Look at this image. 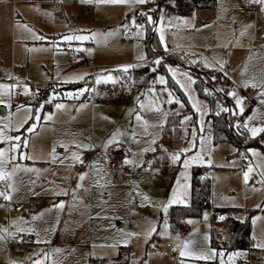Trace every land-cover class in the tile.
Wrapping results in <instances>:
<instances>
[{
	"label": "rangeland",
	"instance_id": "rangeland-1",
	"mask_svg": "<svg viewBox=\"0 0 264 264\" xmlns=\"http://www.w3.org/2000/svg\"><path fill=\"white\" fill-rule=\"evenodd\" d=\"M137 10L140 18L135 15ZM147 15L153 17V24H147ZM133 17L137 25H145L140 35L132 25ZM125 24L129 25L127 29L122 27ZM150 26L155 30L162 27L164 35L161 43L160 33L156 31L158 45L153 46L155 56L151 62L159 58L158 49L166 51L165 44L167 50L179 45L208 55L211 52V57L214 54L222 57L241 87L245 82L250 85L264 79V37H261L264 4L253 0H218L215 17L206 23H200L196 12L179 13L175 0H146L144 4H112L103 0H0V85H16L8 90L0 89L5 93L0 98L11 105L10 108L0 105V117L6 118L0 119V128L8 125L7 135H21L22 140L26 139L27 146L22 145L20 152L31 157L20 159L17 154V160L6 166L13 173L11 179L0 181V192L10 193L12 197L6 201L0 196V229L7 228L8 232L3 231L5 234L25 233L32 238L28 244L11 246V262L15 255L23 264L36 261L114 264L128 260L132 264H221V260L224 264H250L252 259L264 264V247H257L264 245V184L259 182L264 179L261 175L264 173L261 147H264V133L253 138L245 130L249 139L242 143L241 149L236 142H215L208 120L210 105L196 89L198 74L184 67L176 68L170 61L160 59L159 65L150 63L151 70H156L148 76L146 84L128 79L126 75L134 67L124 72L119 70L122 66L140 61L138 57L142 55L150 58ZM79 35L89 38L62 39ZM37 36L44 39H36ZM190 55L192 65L198 59L206 61L194 52ZM77 56L84 61L76 62ZM169 67L177 70L175 79ZM108 75L113 80L97 82V76ZM13 76L15 83L10 82ZM79 76L83 78L77 79ZM159 76L165 78V84L160 83ZM176 80L184 85L183 89ZM75 83L84 85L59 89L60 85ZM24 85H28V94ZM174 87L182 94L175 92ZM218 87L224 89L226 85L220 82ZM82 88L87 89L82 94L67 95L78 93ZM247 88L252 97L247 101L244 119L255 110V120L250 126H264V104L259 103L262 99L258 96L259 89ZM169 92L174 101L179 100L184 106L167 103ZM140 103L144 108L139 107ZM193 103L199 112L192 107ZM56 104L65 107L57 109ZM137 113L142 117L140 121L135 119ZM177 113L182 115V133L176 148H188L193 140L195 146L175 164L170 161L165 168L153 166L149 162L154 151L143 149L154 147L156 150L163 140L164 122ZM48 114L52 115L51 120L44 119ZM36 115L40 117L38 121L34 119ZM184 116L191 119L184 121ZM33 123L36 127L28 132ZM17 127L19 132L14 130ZM132 133L136 134L135 138ZM113 134L119 143L127 146L122 154L133 161L119 172L108 165L105 155L110 146L118 144L104 147ZM248 149H255L259 155L254 156ZM73 152L83 163L73 158ZM197 152L204 163H194L184 169L185 155L190 157ZM242 159L246 169L249 164L253 167L249 174L251 182L247 184L240 169ZM194 166L214 168L210 177L211 203L223 211L216 222L201 225L210 218V211L206 209L201 217L187 220L186 225L190 226L187 230L186 225L176 227L169 220L168 212L172 206L192 203ZM181 172L185 175L180 177L177 186ZM81 173L86 174L83 181L79 179ZM78 184L81 186L77 187ZM253 184L257 185L255 189ZM173 188H177V200L168 204ZM145 195L148 200L143 199ZM61 201L63 208L54 207ZM164 205H168L166 212ZM229 209L235 212L228 214ZM221 216L224 219H219ZM229 217L251 222L256 253L248 249H226L213 243L215 229L218 230L215 238L221 244L228 239ZM152 226L156 231L149 236L148 229ZM132 232L138 235H127ZM37 239L43 242L37 243ZM211 249L217 252L214 259L196 258ZM181 251L190 255L181 256ZM221 251L223 257L219 255ZM230 253L238 255L230 258Z\"/></svg>",
	"mask_w": 264,
	"mask_h": 264
},
{
	"label": "trees",
	"instance_id": "trees-1",
	"mask_svg": "<svg viewBox=\"0 0 264 264\" xmlns=\"http://www.w3.org/2000/svg\"><path fill=\"white\" fill-rule=\"evenodd\" d=\"M218 0H175L176 9L179 13L185 14L189 12H196L200 17V23H206L215 17V11ZM157 47L158 40L156 36V30L153 26L148 27V49L150 50V57L155 56L153 46ZM158 49L157 53H160ZM167 59L174 62H178L180 66L189 68L193 67L189 59L188 51L180 50L173 51L167 55ZM153 62V61H152ZM151 62V63H152ZM195 68V67H193ZM163 70V67H160ZM130 75L133 81L137 84L143 85L147 83L148 76L151 74V65H140L132 68ZM199 79L196 81V89L198 94L208 101L210 105V113L208 120L211 122L213 129V140L215 142L220 140H227L230 142H236L240 149L242 143L247 138L245 130L243 128L237 130L234 125L237 120L243 121V115H233L231 112L222 111V108L232 109V99L226 93L229 92V85H227L222 78V74L217 72L213 67L206 68L205 70H198ZM215 77V79H213ZM224 83L226 87L223 91H220L218 84ZM84 83H75L59 87V89L76 88L81 87ZM204 89H208L209 93H205ZM175 92L182 94V92L174 87ZM184 96V95H183ZM185 98V96H184ZM219 113V115H217ZM182 115L171 114L163 127V140L156 146V150L153 155L150 156L151 165L165 168L169 162L170 154L178 151L176 148L177 142L180 141L182 133ZM264 150V147L261 146ZM166 150V151H165ZM200 166H194L192 171V203L190 205H175L172 206L168 212L169 220L175 224V226H185L188 219L201 217L206 209L212 206V183L210 177L205 176V171ZM204 177H203V176ZM218 212H222L223 209H217ZM214 239L213 243L217 246H224L226 249H248L251 252L256 250L254 246V240L252 238V225L249 220L242 221L237 218L229 217L227 225L228 239L221 242L215 238L218 235V230L213 231ZM123 252V251H122ZM121 252V255H122ZM102 264V262H101ZM114 264H132L130 260L126 262H115ZM250 264H257L255 260H251Z\"/></svg>",
	"mask_w": 264,
	"mask_h": 264
},
{
	"label": "snow or ice",
	"instance_id": "snow-or-ice-1",
	"mask_svg": "<svg viewBox=\"0 0 264 264\" xmlns=\"http://www.w3.org/2000/svg\"><path fill=\"white\" fill-rule=\"evenodd\" d=\"M82 2H88V0H82ZM103 2L112 3V4H121V3L144 4V3H146V0H103ZM253 2H259V3L264 4V0H253ZM142 15H145V14L142 13ZM159 20H160V23L162 24L163 21H164V16L162 14L159 17ZM146 22H147V24H153L154 23L153 17L151 15H147L146 16ZM184 23L187 24L188 21L185 20ZM132 25L135 26L138 29V33H137L138 35H140L142 30L145 28L144 24H138V25L136 24L135 17L132 18ZM122 27L127 29L129 27V25L125 24ZM156 31L160 33L161 43H164V35H163L162 27H157ZM92 35L95 36V33H93ZM88 38L89 37L86 36V35L64 36V37H62V39L65 40V41H72L73 39L78 40V41H84V40H87ZM36 39H44V38L40 37V36H37ZM165 50H167V45L166 44H165ZM145 58L146 57L143 56V55L138 57V59H141V60H143ZM153 63L156 64V65H159L160 64V58H158L155 61H153ZM206 66H210V65H206ZM132 67H133V65H125V66H122V68L119 69V70L127 72ZM222 69H223V62H221V70ZM155 70H156L155 68L152 69V71H155ZM104 71H111V70H104ZM169 71L172 73V76L175 79L177 70L174 69V68L169 67ZM185 75H187V74H185ZM224 75L227 76V72H225ZM82 78H83V76L77 77V79H82ZM100 79L113 80V77L111 75H108L106 77L97 76V82H99ZM157 79L162 84L166 83L165 78L163 76H159V77H157ZM213 79H215V77H213ZM189 80L191 81V77H189ZM191 82L194 83L195 81H191ZM176 83L179 84L182 89L184 88V85L180 84L179 80H176ZM249 86H251L254 89H259L258 96L262 97V99L259 100V103L260 104H264V79H262L259 83L253 82L250 85L247 82L244 83V87L247 88ZM14 87H16V85H0V89H4V90H8V89H11V88H14ZM23 87H24V90H25V94H28V92H29L28 85H24ZM86 90L87 89H83L82 88V89L79 90L78 93H67V95L70 96V97H74L76 95L82 94ZM204 91H205V93L210 94L208 89H204ZM220 91H223V89H221ZM4 94H5L4 92H0V96H3ZM226 94L228 96H230V97H233L235 99V110L234 109H229V108H222V111L231 112L233 115H243L245 109H244V105H243L242 101H243L244 98L243 97H239L235 91H229ZM168 97L169 98L167 100V103L171 104V103L175 102V103L179 104L180 107L184 106L181 103V101H179V100H175L174 101V98L172 97V94L170 92L168 93ZM0 105H4L5 107H8V108L11 107V105L7 101L2 99V98H0ZM55 107L57 109H62L65 106L63 104H56ZM81 107H84V105H81ZM139 107L141 109L144 108V104L140 103ZM192 107L194 109H196L197 112L200 111V109L197 107V105L195 103L192 104ZM17 110L18 111L20 110V106H17ZM157 111H159V108H157ZM10 115H11V113H10ZM177 115H179V113H177ZM217 115H219V113H217ZM0 119H6V118L0 117ZM34 119L36 121H38L40 119L39 115H36L34 117ZM44 119L45 120H51L52 119V115L51 114L45 115ZM135 119L137 121H140L142 119V117L140 116L139 113H137L136 116H135ZM190 119H191L190 116H184L183 117L184 121H187V120H190ZM254 120H255V110H254L253 115L247 116L244 119L243 122L237 120V122L234 125V127H236L237 130L243 128L248 133H250L251 137L254 138V137L258 136L259 134L264 133V126H262V125H252V126H250V122L254 121ZM25 123H26V121H25ZM145 123H147V122H145ZM21 127H22V125H21ZM35 127H36V125H35V123H33L31 126L28 127L27 131L28 132H32ZM6 128H8V125H5L4 128H0V145H6L4 147H0V181L10 180L11 179L13 173H12V171H8L6 166L8 164H10V163H12V162L17 160V158H18L17 154H19V158L20 159H31V157H29V156L25 155L24 153L20 152V149H21L22 145L23 146H27V140L26 139L22 140V136L21 135H15V136L7 135L6 132H5ZM14 130L16 132H19L20 128L17 127ZM115 135L116 134H113V137L110 138L107 141V143L104 145L105 148H107L109 145H111L113 143H119V141H117L115 139ZM132 135H133V138H135L136 134L132 133ZM192 136L195 139V137H196V131L195 130H193ZM151 144H153V145L155 144V140L154 139L151 141ZM203 144H204V138L201 136L200 137L201 150H203ZM194 146H195V144H194V140H193V142L190 144V147L181 148L178 151L171 153L170 154L171 162L173 164L179 162L181 160V156L186 154L187 152H189L191 147H194ZM76 147H80V145H77ZM83 147L87 148L88 145H83ZM149 150L155 151V148L152 147L150 149L149 148H144L143 149V151H145V152L149 151ZM248 151L251 152L254 156L255 155H259V153H257V151L255 149H248ZM53 153H55V148H53ZM72 156H73L74 159H76L80 163H83V161L76 154V152H73ZM123 163L124 164H132L133 161L129 157L126 156L124 158ZM149 163H151V161ZM182 163H183V168L187 169L191 164L204 163V159L200 155V153L197 152V153H195L194 155H192L190 157L185 155V158L183 159ZM207 163L211 164V160H208ZM135 166H140V165H135ZM16 167H19V165H17ZM26 170L27 171H33V169H26ZM35 171H39V170L36 169ZM252 172H253V167L251 166V164H249L247 169L243 172V180H244V182L246 184L249 181V174L252 173ZM85 175L86 174H84V173L79 174V179L81 181H83L84 178H85ZM184 175H185V173L181 172L180 176L177 177V181H176L177 186L180 185V177H182ZM261 175L264 176V173H262ZM259 182L264 184V179H262ZM80 186L81 185H79V184L77 185V187H80ZM11 187H12V185L9 184V188H11ZM0 196H2L4 198V200H6V201H10L11 198H12L11 194L10 193H6V192H0ZM143 199L144 200H148V197L145 195V196H143ZM176 200H177V188H173V190H172V198L168 201V204H172V203L176 202ZM54 207L63 208L64 207L63 201H61L59 204L54 205ZM167 207H168V205H164V211L165 212L167 211ZM206 218H207V214H205V219ZM219 219L222 220V219H224V217L221 216ZM255 220H256V218H253V223H255ZM189 223H191V221H189ZM167 227H168L167 224H165V228H167ZM3 231L4 232H8V229L5 228V229H3ZM18 231H24V229H18ZM155 231H156L155 227L152 226V227H150L148 229V233L147 234L150 236ZM163 234L164 233H161V235H163ZM9 235H11V233H9ZM127 235L128 236H135V235H138V233L132 232V233H128ZM0 239H3V237H0ZM36 242L40 243V242H43V241L37 239ZM124 243L126 245L127 244V240H125ZM257 247H264V245L258 244ZM185 249H187V245H185ZM180 255L181 256H185V255H190V253H188L187 251H181ZM216 255H217L216 250L215 249H211L209 253H200V254H198L196 256V258L197 259H201V260H211V259H214L216 257ZM219 255L221 257H223L224 256V252L221 251L219 253ZM235 255H238V253H230L229 257L231 258L232 256H235ZM13 264H14V262H13ZM35 264H41V262L40 261H36ZM221 264H224L223 260H221Z\"/></svg>",
	"mask_w": 264,
	"mask_h": 264
},
{
	"label": "built area",
	"instance_id": "built-area-1",
	"mask_svg": "<svg viewBox=\"0 0 264 264\" xmlns=\"http://www.w3.org/2000/svg\"><path fill=\"white\" fill-rule=\"evenodd\" d=\"M137 18L141 17L140 11L137 10L135 13ZM261 37H264V33H261ZM188 51L190 52H194L200 56H202L204 59H207L212 67L219 73L222 74V78L223 81L229 85V90L230 91H240L243 90L245 92V94H247L249 97L252 96L251 90L250 89H246V88H242L241 85L239 84L237 77L234 76L230 71H228L227 69H225L223 67V69L221 70V65H218L217 63H215L214 61H212L208 55H206L204 52L199 51L197 49H188ZM83 57L79 56L77 57V61H83ZM207 67L205 66L204 62L202 60H199L196 63V69L199 71L205 70ZM227 72V76L224 75V73ZM15 76H13L14 79ZM123 147L121 145L115 144L113 146H110L106 151H105V155L107 158V163L108 165L116 170L117 172L122 171L123 169L126 168V165L123 163L125 156L122 154ZM240 169L244 172L246 170L245 168V161L244 159H242L241 161V166ZM214 168L213 167H209L206 171H205V176L206 177H211V174L213 173ZM251 182V179H249L248 183ZM252 187L255 189L257 187L256 184H253ZM210 211V218L202 223H200L201 225L204 224H212L214 222H216L217 216L219 215V212L217 209H215L213 206H211L209 208ZM235 212V210L233 209H229L227 211L228 214H233ZM197 227V226H196ZM195 228V227H194ZM186 229L190 230V226L186 225ZM5 242L7 244V246H11V245H15V244H22L25 243L27 241H29L30 236L25 234V233H20V234H16V235H3ZM167 246L171 247V244L168 243ZM47 252L49 255V250L47 248ZM174 253H176V251H174ZM253 253H256V250L253 251Z\"/></svg>",
	"mask_w": 264,
	"mask_h": 264
},
{
	"label": "crops",
	"instance_id": "crops-1",
	"mask_svg": "<svg viewBox=\"0 0 264 264\" xmlns=\"http://www.w3.org/2000/svg\"><path fill=\"white\" fill-rule=\"evenodd\" d=\"M62 15V14H61ZM215 47V46H214ZM180 50H184V51H188V48H186L185 46H179V45H177V46H174V47H172V48H170V49H168V50H166V51H162V52H160V53H158V55H157V57H159L160 59H161V61L162 62H167V61H170L176 68H183L182 66H180V64L178 63V62H174V61H172V60H170V59H167V55L169 54V53H171V52H173V51H180ZM198 50V49H197ZM200 51V50H199ZM188 54H189V59H190V52L188 51ZM206 54V53H205ZM210 54H211V52H210ZM210 54L208 55V54H206V55H208V57L212 60V61H214L215 63H217L218 65H221V62H223V67L225 68V69H227L228 71H230L231 72V69L229 68V66H228V62H224L223 60H222V57H218L219 55H215L214 54V57H211L210 56ZM198 55V54H197ZM200 56V55H199ZM77 57H79V56H77ZM77 57L75 58V61L76 62H82V61H77ZM154 57V56H153ZM152 57V58H153ZM214 59H217L218 61L216 62ZM151 57L150 58H145V59H143V60H140V61H142V63H140V64H138L140 61H134V62H131L132 63V65H133V67H135V66H138V65H146V64H149V63H151ZM199 60H201V59H198L197 61H195L196 63L199 61ZM206 61H203L204 62V64H205V66L206 65H210V66H206L207 68H212V65H211V63L207 60V59H205ZM84 61V60H83ZM150 61V62H149ZM131 63H129V64H131ZM196 63H194L193 65V67H195V68H191V67H189V68H186L188 71H194L195 73H197L198 74V70L196 69ZM22 66H24L23 64H22ZM185 68V67H184ZM232 73V72H231ZM233 74V73H232ZM199 75V74H198ZM234 75V74H233ZM235 76V75H234ZM126 77L128 78V79H130V77H131V75H130V72H129V74L128 75H126ZM132 78V77H131ZM133 79V78H132ZM10 82L11 83H15V81L13 80V78H12V80H10ZM134 82V81H133ZM66 84V83H65ZM65 84L63 85V86H65ZM63 86H61L60 85V87H63ZM58 88V87H57ZM242 88H244V87H242ZM246 89H250V88H246ZM230 91V90H229ZM236 93H237V95L239 96V97H243L244 99H243V101H242V103H243V105H244V109H245V107L247 106V101H250V99H251V97H249L247 94H245V92L243 91V90H240V91H235ZM243 93V94H242ZM231 99H232V101L235 103V99L233 98V97H231ZM166 122V121H165ZM165 122H164V124H165ZM164 124H163V127H164ZM264 144V143H263ZM118 145H121L122 147H123V150L124 149H126V147L127 146H125L123 143H118ZM211 167V166H210ZM207 168H209V167H207ZM11 204V203H10ZM11 207H12V204H11ZM25 215V214H24ZM0 234H1V236L3 237V235H6L4 232H3V230L2 229H0ZM32 241V238L30 237V239H29V241ZM28 242V241H27ZM27 242H25V243H22V244H26ZM28 244V243H27ZM16 245V244H15ZM14 245V246H15ZM7 246V244H6V242H5V239H4V237H3V241H1V239H0V264H13V262H14V264H23L22 262H21V260H19L18 259V257L17 256H15L14 255V257H13V260H12V262H11V260H10V257H11V255H10V252H11V246H13V245H11V246H7V255L5 254L6 253V247ZM20 253V252H19ZM48 254V253H47ZM49 256V255H48Z\"/></svg>",
	"mask_w": 264,
	"mask_h": 264
},
{
	"label": "water",
	"instance_id": "water-1",
	"mask_svg": "<svg viewBox=\"0 0 264 264\" xmlns=\"http://www.w3.org/2000/svg\"><path fill=\"white\" fill-rule=\"evenodd\" d=\"M95 264H101V261L96 262Z\"/></svg>",
	"mask_w": 264,
	"mask_h": 264
}]
</instances>
